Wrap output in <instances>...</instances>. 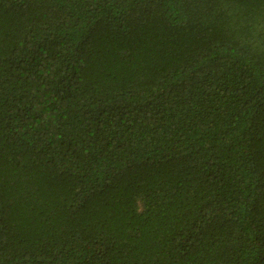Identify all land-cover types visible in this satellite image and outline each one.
Listing matches in <instances>:
<instances>
[{"label":"trees","instance_id":"obj_1","mask_svg":"<svg viewBox=\"0 0 264 264\" xmlns=\"http://www.w3.org/2000/svg\"><path fill=\"white\" fill-rule=\"evenodd\" d=\"M0 264H264V0H0Z\"/></svg>","mask_w":264,"mask_h":264}]
</instances>
